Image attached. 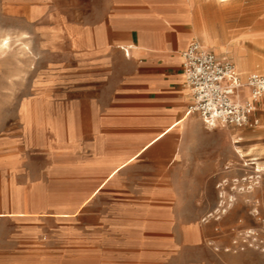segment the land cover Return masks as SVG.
Masks as SVG:
<instances>
[{
	"label": "rangeland",
	"instance_id": "obj_1",
	"mask_svg": "<svg viewBox=\"0 0 264 264\" xmlns=\"http://www.w3.org/2000/svg\"><path fill=\"white\" fill-rule=\"evenodd\" d=\"M51 2L47 8L41 0H0V42L7 38L5 45L0 44V264H186L200 258L203 244L215 252L250 251L258 264H264V151L257 160L263 171L256 184L254 177H247L253 169L243 167L236 155L229 166L232 173L223 177L226 182L219 190L207 185L197 192H171L174 198L155 201L168 205L175 215L170 231L175 240L186 237L185 230L213 233L199 246L188 242L166 252L139 249L140 225L132 222L138 213L132 200L106 209L93 198L86 207H78L90 185L66 173L62 167L67 156L53 143L54 135L64 136L62 126L69 114L83 116L82 110L69 111L73 97L67 94L65 77L59 75L68 68L62 55L66 41L51 31L67 24L73 3ZM232 3L242 7L254 1L194 2L197 14L187 21L191 37L185 47L204 41L210 43L207 49L227 55L241 74L264 73V16L229 15ZM240 62L246 66L244 71ZM259 127L221 129L233 140L247 139ZM243 143L236 144L241 151ZM252 148L250 157L258 156ZM238 187L244 190L238 192ZM215 206L222 211L212 212ZM99 207L101 215L92 214ZM17 211L25 214H6ZM208 213L213 216L202 221ZM243 240L253 245L239 250Z\"/></svg>",
	"mask_w": 264,
	"mask_h": 264
},
{
	"label": "crops",
	"instance_id": "obj_2",
	"mask_svg": "<svg viewBox=\"0 0 264 264\" xmlns=\"http://www.w3.org/2000/svg\"><path fill=\"white\" fill-rule=\"evenodd\" d=\"M51 1L41 4L51 8ZM196 1L72 0L67 24L51 29L66 41L62 55L68 68L59 75L65 77L67 94L73 97L69 111L83 112L82 118L69 114L62 126L64 136H53L54 145L67 156L62 168L90 185L78 207H86L93 198L106 209L124 200L136 202L138 213L132 222L140 225L139 249L166 252L188 242L199 246L214 237L209 231L184 229L186 237L175 240L170 231L176 217L168 205H156V200L207 185L218 189L226 182L223 177L232 173L229 166L236 155L243 167L253 169L247 177H254V184L263 171L257 162L264 151L263 109L256 111L260 127L247 139L233 140L223 127L206 128L198 114L186 112L192 95L184 81L181 52L191 37L186 24L197 14L192 7ZM253 1L242 7L232 3L227 14L264 16V0ZM241 140L244 151L236 145ZM250 146L258 156L250 157ZM218 211L222 210L216 206L212 210ZM92 214L100 216V207ZM203 246L200 258L186 264H258L250 251L232 254Z\"/></svg>",
	"mask_w": 264,
	"mask_h": 264
},
{
	"label": "built area",
	"instance_id": "obj_3",
	"mask_svg": "<svg viewBox=\"0 0 264 264\" xmlns=\"http://www.w3.org/2000/svg\"><path fill=\"white\" fill-rule=\"evenodd\" d=\"M181 57L184 81L192 95L187 113L198 114L209 129L218 126L255 128L259 124L256 111L259 107L264 110V73L242 75L230 59L215 54L197 41L190 42ZM210 216L213 214L208 213L202 221ZM232 243L235 245L236 241ZM242 244L239 250L250 246L246 240ZM230 250L224 248L226 252Z\"/></svg>",
	"mask_w": 264,
	"mask_h": 264
},
{
	"label": "bare ground",
	"instance_id": "obj_4",
	"mask_svg": "<svg viewBox=\"0 0 264 264\" xmlns=\"http://www.w3.org/2000/svg\"><path fill=\"white\" fill-rule=\"evenodd\" d=\"M223 26H224V25H223ZM209 38H210V37H209ZM214 39H215V38H214ZM211 40H212V38H211ZM6 43H7V38H6V37L2 38L0 44H1V45H5ZM202 44H203L202 46L206 47V45H205L204 43H202ZM233 44H234V43H233ZM219 48H220V47H219ZM215 52H216V51H215ZM239 66H240V68L242 69V71H244L245 68H246V66H245L244 63H242V62H240V65H239ZM244 74H246V73H244ZM244 74H243V75H244ZM237 148H238V147H237ZM241 154H242V153H241ZM239 155H240V154H239ZM245 164H246V163H245ZM257 168H258V167H257ZM254 169H255V167H254ZM248 236H249V235H248ZM252 239H253L254 241L256 240V238H252ZM251 245H253V244H250V246H251ZM255 247L257 248V247H259V246H255ZM261 250L264 251V248H261Z\"/></svg>",
	"mask_w": 264,
	"mask_h": 264
}]
</instances>
